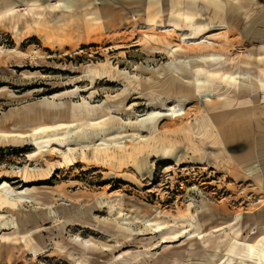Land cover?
I'll return each instance as SVG.
<instances>
[{
  "label": "rangeland",
  "instance_id": "374dc122",
  "mask_svg": "<svg viewBox=\"0 0 264 264\" xmlns=\"http://www.w3.org/2000/svg\"><path fill=\"white\" fill-rule=\"evenodd\" d=\"M28 1L0 0V48H17L23 54L5 57L0 50V131L30 135L25 139L0 138V185L8 183L15 192L30 189L27 195L40 205L26 208L29 221L22 218L19 225L40 227L34 234L10 238L3 234L13 233L14 227H1L0 264H73L80 257L86 258L84 264H201L206 250L232 257V247L241 248L257 227L264 230V223L257 226L258 217L252 209L263 208L259 199L264 192L252 178L236 172L230 159L231 153L242 162L252 143L264 175V92L243 91L239 99H251L250 104L225 106L215 101L208 106L210 116L235 141L209 142L203 161L187 154L186 164L180 165L178 160L186 150L177 142H172V154L167 158L155 157L152 150L134 153L133 145L119 135L125 131L122 121L146 118L149 100L144 95L150 93L167 98L170 109L184 100L188 121L205 108V98L175 99L180 82L173 77L174 67L169 66V51L179 45L182 35L200 40L223 37L238 58L242 83H254L264 48V0L257 12L255 0H239L241 4L233 0H70L79 3L83 22L80 28V22H73L75 26L68 27L65 39L79 43V37H87L94 44L77 51L67 48V52L48 41L59 19L51 16L49 7L58 0H42L39 8H32ZM151 2L152 6L148 5ZM185 14L193 19L186 20ZM114 45L118 50L112 51ZM106 56L120 71L140 77L139 91L127 100L129 106L140 104L137 116L109 113L110 101L123 91L120 80L112 83L106 77L92 82L83 78L85 67L104 61ZM157 69L165 72L164 79L155 74ZM76 78L83 82L73 87ZM77 87L86 91L77 98H58L57 109L45 102L54 93ZM139 92L144 100H139ZM12 109L36 120L56 115L63 125L40 132L15 129L13 125L21 120H2L3 113ZM50 119L48 125L53 123ZM100 123L106 126L99 127ZM178 126L169 118L159 122L161 133L175 131ZM75 127L79 130L76 135L62 137L64 131ZM98 132L110 135L105 137L109 145H119L111 159L96 160L78 146V136L97 141ZM108 203L125 212L134 209L149 219L159 218L169 227L177 224L185 231L166 240L157 234L148 246L141 242L155 235L119 243ZM13 215L4 212L9 220ZM53 215L59 219L54 221ZM140 226L131 223L135 230ZM257 237L264 243V234L252 239ZM99 243H108L112 250L103 252L92 245ZM261 254L241 253V263H263ZM226 259L220 264H234Z\"/></svg>",
  "mask_w": 264,
  "mask_h": 264
},
{
  "label": "bare ground",
  "instance_id": "6f19581e",
  "mask_svg": "<svg viewBox=\"0 0 264 264\" xmlns=\"http://www.w3.org/2000/svg\"><path fill=\"white\" fill-rule=\"evenodd\" d=\"M41 1L42 0H29L28 4L32 8H39L41 7ZM233 1H237L238 4H241L239 0ZM255 1L257 2L255 12H257L263 6L260 5V0ZM152 4V2L148 3V5L151 6ZM78 6L80 5L76 1L58 0L55 5H50L49 7L51 16L58 15L59 19H57L58 24L55 25V27L52 26V37H50L48 41H50L49 44L51 45L57 44L62 52H67V48H72L73 51H77L82 49V46L94 44L90 43L87 37H79L77 40L79 43L71 38L65 39V32L68 27H72L73 22H80V24H78L79 28L82 26L83 17L81 16ZM8 13L10 15L13 14V9H9ZM184 18L186 20H192L193 16L185 14ZM73 26H75V24ZM53 37L56 40H54ZM57 37L59 39H57ZM229 46L230 45L223 37L214 36L213 38L208 37L200 40L187 39L186 36L182 35L179 45L171 48L169 51V55L171 56L169 66L174 67L175 71L172 73L173 77L177 78L180 82L176 88L175 99L178 101L180 98L184 97H195L197 100L198 98H205V108L196 113L194 119L188 121L185 120L187 112L184 109V100L178 101V106H169L172 107L170 109L167 105V98L151 93L144 95L149 100L147 107L148 114L146 118H137L135 122L130 120L128 123L122 121L121 129H124L125 131L119 134L125 143L129 142L131 143L129 146L133 145L134 153L138 151L146 153L147 151L151 152L152 150L153 153H155V157L163 155L167 158L172 154V142L182 143L184 144L186 153L179 158L178 163L180 165H184L187 162V154L192 155L193 157L191 159L193 160L203 161L206 156L205 146L209 142L215 144L216 140L221 145L223 143L227 144L235 141L234 137H230V133L224 131V126H220L215 119L210 116L208 106H212L215 101L221 102L222 104H225V106L250 104L252 102L251 99H239L243 91L250 90L253 92H264V48L260 50L255 82L251 85H244L242 83V73L239 69L238 58L237 56L235 57L232 55L229 50ZM118 48V45H114L112 47V51H116ZM0 50L1 54L5 57L16 55L23 56L22 52L17 48L13 50L0 48ZM107 50L111 52V48ZM83 73V78H88L92 80V82L97 78L103 79L106 77H108L112 83L116 82L114 79L120 80L123 83L124 88L122 93L119 94V98H113V100L110 101L108 107L109 113L118 115L129 114L131 116L138 115L137 108L140 107V104L138 102H134L129 106L127 100L132 92L139 91L140 77L137 75H131L125 71H120L118 68L113 66L111 58L108 56H106L105 60L102 62L92 63L91 65L85 67ZM155 74L160 78H165V72L162 69H157ZM180 75L182 76L180 77ZM81 79L82 78H76L73 80L72 83H75L73 87H76L77 84L83 82ZM149 80V82H152L153 78L150 77ZM66 86H71V84H67ZM85 91L86 90H81L80 87H77L76 90L67 89L65 92L54 93L51 97L46 98L45 102L50 103L49 105L52 109H57L59 106L55 103V101L58 98L66 97L68 95L72 98H77ZM138 94L140 95L139 100H144L142 97L143 94L140 92ZM230 101H232V103ZM160 107H167L168 109L160 110ZM241 111L242 109H239L238 113ZM27 116L29 115L20 116V112L12 109L9 114L3 113L2 120L9 121L13 118L21 120L17 124L13 125L15 129L29 128L34 132H40L47 128L56 129L58 126L63 125V121L59 120L56 115L51 119L48 116L43 115L40 120H36L34 117L29 118ZM165 118H169V120H172L173 122H178V128L169 133H161L159 122ZM49 119L53 120L51 125H48L47 123ZM104 125L106 126V124L103 123L98 124L99 127ZM91 126H93V124H91ZM127 129L131 130L127 131ZM78 132L79 130L75 127L73 129H67L61 135L63 138H70ZM146 133L149 135L144 136ZM109 136L110 135L98 132L95 136V138L98 139L97 141H86L89 139L88 137L84 136V138H82V136H78V146H80L82 150H87L96 160L111 159V157H113L112 153L116 151L115 147L119 145L112 146L109 145V143H106L105 137ZM28 137H30L28 134L8 133L3 130L0 131V138L2 139H25ZM137 141H139V143H136ZM249 145V154L242 162L235 159L231 153L230 159L234 164V170L236 172L239 170L243 172L248 179L252 178L264 192V175L252 149L253 144L250 143ZM38 148L39 150L41 149V147ZM213 157H216V155H213ZM29 192H31L30 189H26L23 192L12 191L8 183L0 185V213H2L0 214V221L4 220L0 228L11 225L14 227L13 233L3 234L4 238H10L15 235H23V237H25L26 235L34 234V232L39 230L40 226H35L32 229H29L25 226L21 227V225H19L21 224L22 218L29 221V217L25 213L26 208H29L31 204L40 205L39 202L27 195ZM259 201L260 204H263V208L260 210L254 206L252 208L253 213H255L256 217H258L256 219L257 226H259V222L262 224L264 223V196H262ZM107 208L110 215L114 217L112 226H114L116 230V240L119 243L120 240L123 241V243H127L128 241H136V237L138 236L155 235L144 239L145 242H141L144 246H148L157 238V234L166 240L177 238L185 231L184 228H181L177 224L169 227L165 223L161 222L159 218L149 219L144 214L139 211H135L134 209H128L125 212L122 208L117 209L112 203H108ZM5 211H7L9 215L14 214L10 220L5 218ZM253 213L249 215L252 216ZM190 214L192 218L196 217L194 214ZM58 219L59 217L53 215L54 221ZM132 222H137L141 225L138 230L131 227ZM257 228L258 231L254 232L252 236L264 234L263 228ZM175 229L180 231L176 232ZM252 236L244 242V245L241 248L238 249V247H232V250L230 251L232 257L228 256L229 258L224 256L219 251L206 250L202 256L204 257L205 262L201 264H220V262L226 258V262L233 261L234 264H243L241 262L242 259H244V256H242L241 253H247L251 256H255V253L258 251L262 252L261 258H263V263L261 262L260 264H264V243L259 242L258 237L252 239ZM165 242L171 243L172 241ZM92 245L99 248L103 252L112 250V246L108 243ZM86 261L85 257H80L74 259L73 264H84Z\"/></svg>",
  "mask_w": 264,
  "mask_h": 264
}]
</instances>
